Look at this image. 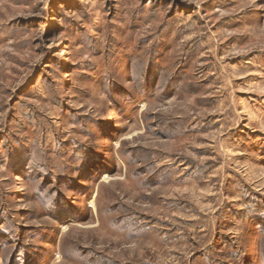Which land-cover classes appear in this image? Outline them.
<instances>
[{
  "label": "rangeland",
  "instance_id": "374dc122",
  "mask_svg": "<svg viewBox=\"0 0 264 264\" xmlns=\"http://www.w3.org/2000/svg\"><path fill=\"white\" fill-rule=\"evenodd\" d=\"M0 264H264V0H0Z\"/></svg>",
  "mask_w": 264,
  "mask_h": 264
}]
</instances>
